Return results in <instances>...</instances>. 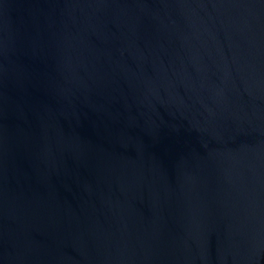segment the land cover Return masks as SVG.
Wrapping results in <instances>:
<instances>
[{
	"label": "water",
	"instance_id": "95a60500",
	"mask_svg": "<svg viewBox=\"0 0 264 264\" xmlns=\"http://www.w3.org/2000/svg\"><path fill=\"white\" fill-rule=\"evenodd\" d=\"M0 264H264V0H0Z\"/></svg>",
	"mask_w": 264,
	"mask_h": 264
}]
</instances>
